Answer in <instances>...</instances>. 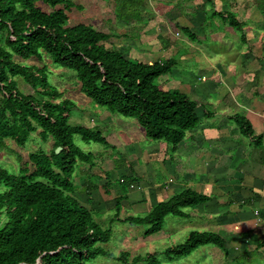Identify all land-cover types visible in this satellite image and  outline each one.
I'll use <instances>...</instances> for the list:
<instances>
[{"label":"trees","instance_id":"1","mask_svg":"<svg viewBox=\"0 0 264 264\" xmlns=\"http://www.w3.org/2000/svg\"><path fill=\"white\" fill-rule=\"evenodd\" d=\"M73 8L82 6L71 0H0V150L6 140L23 147L37 132L42 140L53 141L49 153H30L18 173L0 167V264H87L97 257L114 258L121 264H163L160 255L174 261L207 245H216L228 255L227 241L209 231H192L182 243L133 258L127 251L114 256L102 247L110 242L112 229L102 228L74 196L77 165L90 163L92 158L76 146L74 136L111 145L99 130L70 125L73 102L50 83L47 66L21 65L15 56L29 60L46 55L54 65L75 73L87 98L112 113L135 119L147 138L166 142L172 149L199 124L198 106L183 92L157 86V80L175 68L176 60L148 64L109 49L106 43L111 34L87 24L66 27ZM182 31L194 39L191 31ZM17 77L39 97L24 94ZM232 119L244 135L254 136L246 118L235 115ZM121 184L124 190L115 201L114 221L144 226L145 236L161 232L169 215L187 219L186 209L207 201L187 189L158 203L146 216L124 218L126 195Z\"/></svg>","mask_w":264,"mask_h":264},{"label":"crops","instance_id":"2","mask_svg":"<svg viewBox=\"0 0 264 264\" xmlns=\"http://www.w3.org/2000/svg\"><path fill=\"white\" fill-rule=\"evenodd\" d=\"M201 1V13L210 12L208 9L214 8L218 14H229L230 10L238 14L244 21L239 31L245 34L237 40L239 37L236 33L224 35L218 30L215 37L219 40L233 37L234 41L231 42L232 45L223 41L224 50L222 54H218L215 63H211L202 49L199 50L200 55L191 53L193 44L188 45L187 54L180 57L182 62L194 61L202 63V66L208 64V76L202 74L199 79L205 82L209 77L214 79L209 81L214 83L201 86L194 85L193 81L186 87H183V83L178 84V88H185L179 90L197 103V112L199 109L203 110V118L199 117V124L186 132L184 140L175 149L166 142L148 139L138 123L140 128L128 133L131 136L128 144L125 143L126 136H121L117 127L109 128L112 125L107 119L104 118L103 123L93 116L96 119L94 124L112 142L119 143V146L125 144L127 151L136 156L138 180L134 185L136 189L133 190H138L141 195L136 198L137 203L134 202L136 206L150 201V205L147 204L149 209L146 207L149 213L158 203L191 189L205 196L207 201L188 208L190 210L186 212L189 217L186 220L196 219L199 226L205 225L202 228L209 232L220 234L221 230L223 236H220L227 241V246L230 243L228 255L216 245L210 251L212 254L205 252V256L209 253L210 262L223 264L228 261L239 264L240 259L246 256V261L255 264L254 259L249 258V252L264 250V0ZM186 4L185 8L189 11L198 8L197 0H187ZM148 11L154 12V9ZM151 19L154 20V17ZM176 22L174 25L177 24L180 30L191 31L193 28L189 21L186 23L190 25L177 20ZM194 39L197 40L195 35ZM195 40L193 42L196 43ZM162 42L166 50L171 49L170 39H163ZM140 43L142 49L136 60L151 64L170 59L163 56L164 54L156 55L157 52L165 50L161 47V40L143 39ZM227 50L235 60L225 64V57L222 58V55ZM177 54H180L179 51ZM166 83L174 84L171 79ZM211 109L215 110L214 113L209 112ZM99 111L102 112L100 108ZM235 115H240L251 123L253 137L243 134L232 119ZM233 123L238 127L234 128ZM120 129L122 130L121 127ZM122 133L127 132L122 130ZM114 134L119 137V141L113 137ZM135 141L136 148L133 146ZM79 163L73 178L76 189L74 196L81 204V200L85 202L83 206H99L108 195L105 183L100 187L86 183L80 189L88 182L85 178L95 166ZM114 170L116 171V167ZM207 225L210 227L206 228ZM227 226L232 228L231 232L226 231Z\"/></svg>","mask_w":264,"mask_h":264},{"label":"rangeland","instance_id":"3","mask_svg":"<svg viewBox=\"0 0 264 264\" xmlns=\"http://www.w3.org/2000/svg\"><path fill=\"white\" fill-rule=\"evenodd\" d=\"M71 1L76 5L82 6V9L73 8L68 11L69 20L66 27H72L77 24H87L103 33L111 34L112 38L106 43V46L109 49L121 50L132 59L139 57L140 49H142L140 47V44L142 43L140 42H142L143 39H145V41H151L153 39H156L157 41L161 40V47L163 46L164 49L165 47L162 40L166 38L170 39L171 44L169 47H171V49L161 50L160 53H156V55L164 54L163 56L177 60L178 65L172 71L173 73L164 75L157 80V86L166 91H180V88L185 89L183 87H186L191 81H193L196 86L214 83V81L209 82L210 80H214L211 77H209L207 82L202 81L201 78L199 79L200 75H207L206 69L209 68L208 64L202 66V63L194 61L182 62L180 60L181 56L185 55V53L187 54L186 49L188 48V45L193 44V50L191 53H197L200 55L201 51L199 50L202 49L205 54L207 53L211 63H215L214 61L218 59V54H222V51L224 50V44L228 43L232 45L231 42L234 41L233 37L232 39L220 38L219 40L215 37L218 30L219 33L224 35L236 33L239 37L237 40L240 39L242 34H245V32L239 31V28L244 21L238 16V14H234L235 12L231 10L229 14H218L214 8L208 9L210 12L201 13L202 11L199 9V4L202 2L201 0H197L198 8H196L195 11H189V9L185 8L187 0ZM39 5L43 10L47 12L51 11L50 7L45 5L43 6L42 4ZM148 9H154L156 14L152 11H148ZM203 14L206 18H204L205 16H203ZM153 17L154 20L151 19ZM173 17H176V19ZM150 19L153 21H150ZM176 20L186 25H190L186 23L189 21L193 25V28L190 30L193 32L197 40L191 39L188 35L184 34L183 31L178 28L179 26L177 24L174 25V23H177ZM235 21L238 23H235ZM151 30L154 31L151 32ZM124 36H127V38ZM194 40L196 43L193 42ZM217 42H219V44ZM135 47H137V49ZM137 50H139L138 53L136 52ZM178 51L180 54L176 55V52ZM229 52L230 51L227 50L223 53L224 55H222V58L225 57V64L231 60H235ZM14 60L21 65H36L40 68L47 66L50 83L56 87L60 93H63L65 99L73 102V114L71 115L69 121L70 125L84 126L90 129L99 130L96 129L94 124L96 123L95 118L103 123V119L105 118L112 125L109 127L110 129H116L117 127L119 129L118 133L121 136H126V144H128V140L131 137L128 133L131 130L134 131L140 128L138 125L139 123L136 120L124 118L119 114L112 113L108 111V109L98 106L90 98L83 95L79 89L80 85L75 77V73L68 69H63L54 65L50 58L46 55L43 56V59L33 58L29 60L15 56ZM170 79L174 84L166 83V81ZM16 80L18 82L19 89L24 94L39 97V94L29 84L24 82L22 78L17 77ZM181 83L184 84L183 87L178 88V84ZM99 108L102 110L101 113H99ZM211 111L214 113L215 110L211 109L209 112ZM198 114L202 119L203 110L199 109ZM93 116L95 118H93ZM89 117L91 119H88ZM233 124L234 128L238 127L236 123ZM120 127L127 133H122ZM110 132L112 131L110 130ZM101 133H103V131H101ZM103 136L105 135L103 134ZM105 137L107 141H110L111 147L84 141L81 136L78 135L74 136V143L84 153L92 154L90 163L95 166V168H93L85 178L88 182H85L80 189L86 186V183H90L97 187H100L105 183V189L108 190V195H106L99 206H92L90 208L87 207L89 205L85 206L93 213L94 219L102 226V228L112 229V238L110 242L102 246L106 251L110 252L114 256H118L121 252L127 251L131 254V258L137 255H145L147 253H160L171 245L184 242L192 231H209L202 228L205 225L200 227L197 223L199 221L196 219L191 218L190 220H186L172 215H169L165 219L163 230L152 236L144 235V226H138L129 222H120L118 220L114 221V214L116 211L115 201L117 196L122 195V191L124 190L123 188L121 190L122 184L120 181H124V193L127 200H125L126 202H123L124 207H122L121 217L146 216L149 211H146V207L149 209L147 204L151 202L148 201L147 204L137 206L134 204V202L138 201L137 199L141 196L138 190H133L136 189L134 185L138 180L137 169L135 167L136 156L127 151V146L125 144L119 146V143L112 142L108 136ZM113 137L119 141V137L117 135L114 134ZM135 142L136 144L133 146L136 148L137 141ZM5 145V148L0 150V167L7 169L10 172L18 173L19 169L23 167L26 162H28L30 153L39 150L49 153L53 147V141L52 138H49L46 141L42 140L37 132L23 147L17 146L10 140H6ZM114 167H116V171L114 170ZM81 202L82 204L85 203L82 200ZM88 203L90 204V202ZM189 210L190 209H186L185 211ZM209 227L210 226L208 225L206 226V228ZM231 230L232 228L226 229L227 232H231ZM219 233V235L223 236V234H221V230ZM233 245L235 244H232V246ZM228 246H230V243ZM212 248L213 245L200 247L189 257L176 259L174 261H168L163 255H160L159 259L162 260L163 264H213V262H210L209 260V253H206L207 256H205V252H210ZM247 258L248 257L243 256V258L240 259L239 264H250L248 260H245ZM249 258L254 259L255 264H263L264 250L250 251ZM87 264L121 263L114 258L97 257L94 260H90ZM223 264L232 263L224 261Z\"/></svg>","mask_w":264,"mask_h":264},{"label":"water","instance_id":"4","mask_svg":"<svg viewBox=\"0 0 264 264\" xmlns=\"http://www.w3.org/2000/svg\"><path fill=\"white\" fill-rule=\"evenodd\" d=\"M60 151H61V148H58V149L56 150V153L58 154V153H60Z\"/></svg>","mask_w":264,"mask_h":264}]
</instances>
